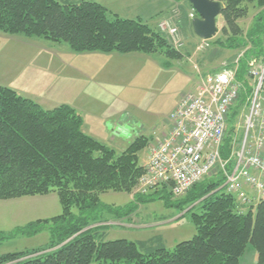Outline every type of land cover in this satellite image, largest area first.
<instances>
[{"label": "trees", "instance_id": "obj_1", "mask_svg": "<svg viewBox=\"0 0 264 264\" xmlns=\"http://www.w3.org/2000/svg\"><path fill=\"white\" fill-rule=\"evenodd\" d=\"M212 1L222 4L223 21L214 44L239 55L209 74L234 71L243 86L229 115L222 150L228 158L239 147L234 118L253 91L250 64L264 59V0ZM0 32L66 43L78 54L159 55L167 59V67L189 56L160 29L112 15L102 4L87 0H0ZM83 125V117L70 105L47 110L0 86V200L55 192L62 207L61 215L52 219L31 222L6 236L0 233V240L44 231L51 236L45 248L0 254V264H240L248 248L256 251L257 264H264V199L240 201L225 189L220 174L188 193L187 202L202 209L191 215L193 239L173 250L161 238L106 240L105 213L132 220L147 196L166 190L159 185L144 191L140 186L147 173L140 153L149 140L138 137L118 155L87 135ZM107 192L127 193L133 202L125 208L103 205L101 195Z\"/></svg>", "mask_w": 264, "mask_h": 264}, {"label": "rangeland", "instance_id": "obj_2", "mask_svg": "<svg viewBox=\"0 0 264 264\" xmlns=\"http://www.w3.org/2000/svg\"><path fill=\"white\" fill-rule=\"evenodd\" d=\"M87 1L103 3L112 15L140 19L156 30L165 23L167 26L160 31L169 38L170 28L180 26L177 29L184 44L181 51L189 56L182 61L172 62L170 67L164 65L167 59L159 55L138 54L135 60L120 59L126 60L123 67L129 72L110 78L105 75L113 71L111 64L102 67V61L96 60L98 66L102 67L96 69L97 64L89 62L86 53H75L66 43L23 35L10 36L0 32V86L15 90L47 110L62 104L71 107L77 104L80 107L85 102L81 107L87 110L82 114L83 118L89 124L100 126V141L106 140L105 145L114 149L118 155L138 137L149 140L147 147L140 153L141 163L144 164L149 162L151 152L161 142L168 127V118L182 96L195 92L200 75L221 70L239 52H228L217 47L214 44L215 37L206 41L207 45L204 46V41L195 36L192 28V21L198 14L185 0ZM248 21L250 23L251 18ZM222 27L223 21L218 17L219 32L216 36ZM198 47L202 49L198 51ZM106 79L107 86L102 90L100 82L105 83ZM106 90L110 94H106ZM248 100L234 118L237 130L240 128L237 136L239 143L244 137ZM162 188L166 191L162 190L153 198L146 197L132 218L133 221L116 220L105 213L104 219L109 220L105 224L106 240L127 239L138 242L161 238L165 247L173 250L178 244L193 239L196 229L191 215L201 213L202 209L196 203L187 202L192 193L172 196L171 186L165 185ZM253 196L250 193V197ZM132 202V195L127 193L107 192L101 195V203L106 206L125 208ZM61 213L62 207L55 192L0 200V233L6 236L18 227L37 220L52 219ZM50 241L48 231L30 237H9L0 240V254L45 248ZM252 251L247 249L242 264H254ZM257 261L258 256L256 264Z\"/></svg>", "mask_w": 264, "mask_h": 264}, {"label": "built area", "instance_id": "obj_3", "mask_svg": "<svg viewBox=\"0 0 264 264\" xmlns=\"http://www.w3.org/2000/svg\"><path fill=\"white\" fill-rule=\"evenodd\" d=\"M165 26L161 24L160 30ZM170 36L175 48L183 47L176 27L170 28ZM250 65L254 86L238 149L233 147L229 157L223 158L229 115L239 100L242 84L235 72L227 69L200 75L195 92L182 96L168 118V132L150 154L147 173L140 181L144 191L169 185L179 196L205 178L220 174L227 191L240 201L264 199V59Z\"/></svg>", "mask_w": 264, "mask_h": 264}, {"label": "crops", "instance_id": "obj_4", "mask_svg": "<svg viewBox=\"0 0 264 264\" xmlns=\"http://www.w3.org/2000/svg\"><path fill=\"white\" fill-rule=\"evenodd\" d=\"M101 4H103V3H101ZM104 6H106L107 7V5H105V4H103ZM174 21V20H173ZM162 22V21H161ZM157 27H159V24H158V26ZM159 29V28H158ZM193 44H195L194 42H193ZM71 50V49H70ZM66 52H67V50H66ZM69 53V52H68ZM86 55H88V59H89V62H91V63H93V64H97V66H96V69H100V68H102V67H104L106 64H111L112 65V67L111 68H113V71H111V72H108L106 75H105V77H112V76H114V75H119V76H122L123 74H127L129 71H127V70H125V67H123V65L126 63V60H120V59H131V60H135L136 59V55H138V54H128V55H121V54H102V53H89V54H86ZM140 55H143V54H140ZM146 56H149V55H146ZM151 57V56H150ZM98 62H100V61H102V64H101V66H98V63H97V61ZM165 64V63H164ZM122 73V74H121ZM107 82H108V79H106V81H105V83H103L102 81L100 82V85L102 86L101 88H102V90H105L104 89V87L105 86H107ZM107 91V93L106 94H110L109 92H108V90H106ZM105 94V93H104ZM180 101V100H179ZM85 102H83V104H84ZM82 104V105H83ZM82 105L79 107V106H77V104H74V105H72V107L73 108H75L80 114H81V116L83 117V115L82 114H85L86 112H87V110H84V109H82L81 107H82ZM179 105V104H178ZM177 105V106H178ZM177 106H176V108H177ZM83 120H84V125H83V131L87 134V135H89V136H91V137H93V138H95L96 140H98V141H100L101 139V133H100V130H101V128H100V126L98 125V124H89L87 121H86V119L85 118H83ZM167 129H166V131L164 132V134H163V136L164 135H166V133L168 132V130H169V127H166ZM99 131H98V130ZM162 136V137H163ZM106 138V137H105ZM137 139V138H136ZM111 140H114V138H112ZM135 140V139H134ZM100 142H102V141H100ZM107 141L105 140V141H103L102 143L103 144H107L106 143ZM148 155H149V153H148ZM147 155V156H148ZM147 159V158H146ZM147 163V162H146ZM146 163H144V164H146ZM143 164V165H144ZM248 249H252V248H248ZM252 257H253V262H254V264H256V258H257V253H256V251L255 250H253L252 252ZM242 262H243V257H242V259H241V261H240V264H242Z\"/></svg>", "mask_w": 264, "mask_h": 264}, {"label": "water", "instance_id": "obj_5", "mask_svg": "<svg viewBox=\"0 0 264 264\" xmlns=\"http://www.w3.org/2000/svg\"><path fill=\"white\" fill-rule=\"evenodd\" d=\"M189 2L198 16L192 21L195 36L208 41L219 32L218 17L222 14V4L212 0H185Z\"/></svg>", "mask_w": 264, "mask_h": 264}]
</instances>
